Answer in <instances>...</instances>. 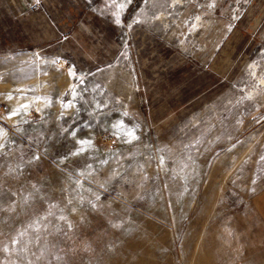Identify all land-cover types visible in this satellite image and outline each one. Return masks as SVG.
<instances>
[{
    "label": "rangeland",
    "instance_id": "1",
    "mask_svg": "<svg viewBox=\"0 0 264 264\" xmlns=\"http://www.w3.org/2000/svg\"><path fill=\"white\" fill-rule=\"evenodd\" d=\"M29 1L0 0V264H264L233 215L264 182V0H97L122 43L93 70Z\"/></svg>",
    "mask_w": 264,
    "mask_h": 264
},
{
    "label": "crops",
    "instance_id": "2",
    "mask_svg": "<svg viewBox=\"0 0 264 264\" xmlns=\"http://www.w3.org/2000/svg\"><path fill=\"white\" fill-rule=\"evenodd\" d=\"M36 1L30 0L29 3L32 5ZM39 1L41 9L35 11L36 16H43L49 25L57 24L55 31L60 32L57 37L60 41L64 42L70 38L71 40L78 38L88 40L87 46L85 49H81L82 53L79 56L86 60L90 67L89 70L106 63H112L114 61L112 57L118 56L119 44L122 43L119 21L121 15L119 13H110L103 7L96 6L97 0H93L94 4L91 0H80V5H76L74 0ZM62 1L69 2L62 3ZM63 9L65 10L63 18L57 20L55 15L64 11ZM17 18L15 17L14 20L17 21ZM87 28H90V32L88 37L84 38L82 32ZM106 40L107 46L104 44ZM115 48H118L116 52ZM73 67L75 70L81 69L78 62ZM259 180L260 177L257 182L254 180L255 187L249 191L233 212L235 217L234 232L240 243H264V182Z\"/></svg>",
    "mask_w": 264,
    "mask_h": 264
},
{
    "label": "built area",
    "instance_id": "3",
    "mask_svg": "<svg viewBox=\"0 0 264 264\" xmlns=\"http://www.w3.org/2000/svg\"><path fill=\"white\" fill-rule=\"evenodd\" d=\"M32 9L33 10H38L39 9V5L38 4L33 5Z\"/></svg>",
    "mask_w": 264,
    "mask_h": 264
}]
</instances>
